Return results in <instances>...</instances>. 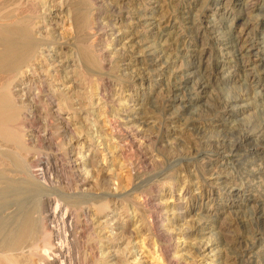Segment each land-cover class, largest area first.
Instances as JSON below:
<instances>
[{"label": "rangeland", "instance_id": "1", "mask_svg": "<svg viewBox=\"0 0 264 264\" xmlns=\"http://www.w3.org/2000/svg\"><path fill=\"white\" fill-rule=\"evenodd\" d=\"M112 1H0L2 7H0V19L4 21L0 22V30H9V36L14 38L12 41L8 34H6L7 39L0 34V39H2V41L0 40L1 51H3L4 45L12 44L20 51L18 54L20 57L17 56L18 59H23L25 53L21 50L23 41L22 39L19 40L21 37L18 22L25 23V27L32 30L36 37L50 42L48 44L47 42L43 43V46L39 48L43 56L38 60V65L44 66L39 71L41 76L40 74L34 75L31 81L24 78V83L16 80L8 86L11 77L10 80L7 79L8 77L4 79L5 75L1 76L0 73L1 93L8 92L10 94L17 90L23 91L21 95L27 93V95L21 96L23 98L22 105L19 104L21 101L19 102L16 97L14 100H7L8 102L3 104L5 107L15 108V113L18 114L24 109V115L22 120L17 118L7 122L8 125L6 124L4 129L1 128L2 124H0V228L3 229V231L0 230V249L6 247L4 244L8 242L10 237L13 236L15 239L22 235L21 249L18 253L25 256L24 264H30L31 259H36L39 255L46 256L44 243L50 234L53 242H55V231L51 230L50 226L56 224L46 223L43 220L46 213H44L45 207L43 208L41 202L42 198L47 195V191L38 183L35 176L37 177L42 169L41 164L46 162L48 168L52 169L50 173L53 174L48 181L50 185L52 184L51 193L61 195L66 192L75 193L81 177L75 167L76 163L73 162L75 158L72 152H74L73 150L77 151L76 154L81 158L84 156L85 150L91 149L96 151L95 164L98 166L96 169H103V174H95V176L98 175V181L93 186L92 193L96 196L103 194V198L98 196L100 199H104L109 190L117 192L119 195L130 194L131 196L127 197L126 200H117L119 204L115 206L112 203V207L105 210L101 215L97 209L92 211L93 214H96L95 216L99 215L94 219L96 222L99 217L111 216L112 209L116 207L113 212L117 214L118 221L127 224V231L130 234L129 236L126 233L122 239L115 240L120 245V253L125 252V250L128 254L133 252L137 260L141 258L142 263L140 264H167L164 255L168 254L171 249L181 247L182 244L184 246L186 243L179 244L176 238L170 237L157 240L150 235V233L156 234V230L152 228V230L148 228L149 231H140L142 224L147 223L146 220H148L149 215L152 214L153 217L163 215L150 204L148 199L154 194L169 192L172 189V185L175 183L173 181H177V178L174 177V179L172 176L174 170L178 169L179 175L182 174L181 178L179 177L181 182L194 183L200 181L199 183H202L208 179L207 174L212 172V168L217 169V172L227 169L228 172H232L231 174L237 177V181H239L237 184H244V198L238 199L241 202L238 203L237 208L229 209L233 207V202L222 195L224 186L219 188L216 184L208 183L205 180L207 183L204 182L206 185L203 183L200 191L211 192L212 194L217 192L220 195L213 196L212 202L203 205L200 201L188 202L185 205L187 208L184 207L183 210L176 211L177 208L172 207V211L175 212L173 221L178 225V229H182V225L186 227L188 223L190 224L187 228L199 224L198 227L203 229L198 235L194 232L191 234L188 239L191 244L215 239L218 245H212V249H217L218 255L224 257H221L223 262L219 260L220 262L216 261V264H226L227 262L229 264H264V243L252 249L254 234H264V174L261 176L263 178L260 177L259 180L252 177L251 174L248 177L250 171L257 170L264 165V0H221L227 6L225 16L227 20L221 18V12L216 14L211 10L215 8L214 4L218 0H117V3ZM111 4L115 6L114 9L110 7ZM51 8L62 12L53 17L49 13ZM92 14L97 16L100 14L101 18L112 16L115 21L121 22L126 31L122 38H124L123 41L127 39L130 42L126 46L128 47L127 51L129 48L131 51L129 49L124 57L112 61L111 65L97 61V57L94 56V54L97 55L95 49L90 48L92 42L99 41L101 34L107 32L106 27L102 28L98 25L96 30L92 29L89 23ZM101 21H99L100 24L105 22L103 19ZM8 23L9 25H7ZM106 45L107 42H102L101 47ZM101 47L96 49L100 50ZM248 49L250 50L247 53ZM46 50L51 52H46ZM51 53L53 55L58 53L57 60L64 62L63 70H66V63L75 64V66L67 69L69 76H71L70 80H63L67 72L57 73V75L55 74L56 77L53 76L54 74L46 62L48 58L52 59ZM116 67L119 69L123 67V71L118 72ZM191 72L193 74L189 75ZM50 75L51 77H49ZM54 78H59L58 80L61 82L57 87L51 85ZM3 80L7 81L4 82ZM2 83L3 85H1ZM58 89L66 95L68 94L66 97L68 99L70 97L69 102L63 101L55 93ZM53 95L54 97H52ZM129 96L135 98L130 99ZM124 99H130L136 103L139 101L138 104H141V107H133L132 104L119 107V102ZM104 106L113 112L123 108L127 115L134 112L135 115L133 116L136 117L138 124L146 121L148 125L145 126L148 129L147 147L141 154L137 153L138 157L134 153L136 152L134 149L131 150L130 146L124 145L123 155H117L116 137L119 136L120 132L115 129L112 133L114 137L111 136L109 129L103 126L104 123L99 119L96 120L93 116L94 114L99 115L100 112L97 114V111H103ZM18 107L22 109L16 110ZM71 109H75V112H72ZM76 109H81L82 113L77 112ZM28 119L30 122L27 121ZM28 122L30 125L27 124ZM66 122L70 123L73 135L65 132L64 124ZM72 123L75 125L73 126ZM98 125L103 128V132L99 134L100 139L97 137L99 135L95 133V126ZM14 130L16 133L13 132L9 138L6 134ZM72 137L76 142L71 145ZM58 138L61 139L60 142ZM45 139L48 141L44 142ZM113 139L116 140L113 141ZM76 148L78 149L76 150ZM146 154L154 158L153 160L157 163L154 161V165L142 164ZM201 157H205L206 161L201 160ZM221 157L224 159L222 160ZM194 158L197 166L194 171L196 175L193 176L189 171L194 168L192 165L186 168V161ZM67 159L69 160L67 161ZM208 159H211L210 167L205 165L208 163ZM223 161L226 162L225 165L222 163ZM135 162L139 163L136 164ZM131 165L132 167H130ZM137 168L139 169L138 175L136 174ZM27 169H31V174L34 173L35 175L32 174L34 178L26 182L23 178L27 174ZM60 173L62 174L60 175ZM82 173L81 175H84V171ZM165 174L166 176H164ZM105 176H109L111 184L102 180ZM193 177L195 181H193ZM126 185L127 187H125ZM227 186L229 187V185ZM134 188L139 190L141 188V190L132 193ZM139 203H146L148 208L138 210ZM217 207L218 209L223 208L224 213L219 212ZM72 216L78 224L76 231L79 232L82 228L84 229H82L81 235L76 232V237L74 236L72 242L76 263L106 264L99 262V252L103 250V247L100 246L103 243L97 241L99 229H96L95 222L92 224L91 221L84 222L82 218H78L79 211L77 213L73 211ZM167 217L170 218L171 216L167 215ZM28 223L29 225H27ZM87 225L90 230L86 228ZM109 230L108 228L104 229L100 235L106 237L109 234L106 231ZM22 231L24 234H21ZM84 231L85 233H83ZM214 234H217V237H213ZM87 239L89 240L87 241ZM93 245L95 249H92ZM85 248L88 250L87 252H85ZM191 250L189 251L190 256L193 257L194 251Z\"/></svg>", "mask_w": 264, "mask_h": 264}, {"label": "bare ground", "instance_id": "2", "mask_svg": "<svg viewBox=\"0 0 264 264\" xmlns=\"http://www.w3.org/2000/svg\"><path fill=\"white\" fill-rule=\"evenodd\" d=\"M1 1V0H0ZM102 2V1H101ZM106 2V1H105ZM113 3H117V0H113L112 1ZM1 3V2H0ZM104 3V2H103ZM3 6V5H2ZM117 6V5H116ZM215 8L214 9H211L213 10V13H218V12H221L222 14H220L221 18H225L226 16V4L225 2L221 1V0H218L215 4H214ZM1 7V6H0ZM110 7L112 9H114V5L111 4ZM2 8V7H1ZM211 8V7H210ZM6 9V8H5ZM14 9V8H13ZM1 10V9H0ZM29 10V9H28ZM24 11V10H23ZM30 12V11H29ZM59 12H62L60 10H57V9H54V8H51L50 10V14L54 16H57L59 14ZM2 14V13H1ZM29 15V14H28ZM31 15V14H30ZM100 15V14H99ZM97 16V15H91L90 16V19H89V23H90V26L92 27L93 30H96V27L97 25L98 26H102L103 27H106L107 28V32L106 33H102L101 34V37L98 39L99 41H94L91 43V46L90 48L91 49H95L94 51L96 52L97 55L94 54V56L97 57V61H99L100 63H108L111 65L112 61L114 60H117V59H121L122 57H124L125 54H127V44L130 43L129 41H123L124 38H122V36L124 35V33L126 32L124 30V28L122 27V24L121 22H118V21H115L114 18L111 16V17H107V18H101V15L100 16ZM106 16V15H105ZM20 17V16H19ZM23 17V15H22ZM21 17V18H22ZM88 17V16H87ZM20 18V19H21ZM27 18V17H26ZM101 18V19H100ZM18 19V18H17ZM19 19V20H20ZM23 19V18H22ZM104 20L105 22L104 23H99V21L101 20ZM227 20V18H225ZM25 20V19H24ZM32 20V19H31ZM3 20L0 19V22H2ZM16 21V20H15ZM77 21V20H76ZM75 21V22H76ZM4 22V21H3ZM17 22V21H16ZM26 22V21H25ZM74 22V21H73ZM103 22V21H101ZM164 22V21H163ZM7 23V22H6ZM20 26L19 27V34H20V39H22V43L21 46H23V48L21 49L22 52L25 53L23 59L21 60L18 59V54H20L19 50L17 48H15L12 44H6L4 45L3 47V51L0 52V73H1V76L2 75H5L4 76V79L5 77L7 79H11V82H9L8 80V86L11 85V83H14V81L18 80V81H21L24 83V78L25 80H33V77L34 75H37V74H40L41 76V73H39V71H41V69L44 67H42V64L41 65H38V60L41 59V56H43V54L41 53V51L39 50V48L41 46H43V43H50L49 41H45V40H42L38 37L35 36V34L33 33L32 30H29L27 29L25 26V23L21 24L20 22H18ZM159 23V22H158ZM5 25V24H4ZM9 25V23L7 24ZM14 25V24H13ZM152 25V24H151ZM158 25V24H157ZM6 26V25H5ZM76 26V25H75ZM79 26V25H77ZM88 26V25H87ZM124 26V25H123ZM8 27V26H7ZM28 27V26H27ZM129 27V26H127ZM126 27V28H127ZM89 28V27H87ZM99 28V27H98ZM8 30V28H7ZM34 30V28H33ZM92 30V32H94ZM9 31V30H8ZM8 31H2L0 30V34L4 35V37L6 38V34H8V36L10 35V33ZM14 34V33H13ZM18 34V33H17ZM34 34V35H33ZM82 35V34H81ZM84 35V34H83ZM12 36V34H11ZM15 36V35H14ZM10 37V36H9ZM8 37V38H9ZM16 37V36H15ZM90 37V36H89ZM1 38V37H0ZM3 38V37H2ZM12 38V41L14 40L13 36L10 37V39ZM122 38V39H121ZM129 38V37H128ZM7 39V38H6ZM5 39V40H6ZM8 39V40H10ZM83 39V38H82ZM90 39V38H88ZM2 41V39H0ZM17 40V39H16ZM70 41V40H69ZM86 41V40H85ZM165 41V40H164ZM167 41V40H166ZM8 42H11V41H8ZM7 42V43H8ZM52 42V41H51ZM102 42H107V45L105 47H101L102 45ZM15 43H18V42H15ZM2 44V43H1ZM19 44V43H18ZM77 44V43H76ZM133 46V45H131ZM243 46V45H242ZM55 47V46H54ZM101 47L100 50L96 49V48H99ZM138 47V46H137ZM236 48V47H235ZM246 49V48H245ZM62 50V49H61ZM89 50V49H87ZM157 50V49H156ZM164 50V48H163ZM166 50V49H165ZM250 49L247 50V53L249 52ZM131 51V49H130ZM150 51V49H149ZM167 51V50H166ZM43 52V51H42ZM46 52H51L50 50H46ZM66 52V51H65ZM89 52V51H88ZM91 52V51H90ZM136 52V51H135ZM202 52V51H201ZM240 52V51H239ZM73 53V52H72ZM71 53V54H72ZM94 53V52H93ZM132 53V52H131ZM137 53V52H136ZM135 53V54H136ZM164 53V51H163ZM167 53V52H166ZM245 52V54H247ZM52 54V53H51ZM58 54V53H57ZM57 54H52L51 58H48V60H46V62H48V66H50V69H51V72H53L52 74H54L53 76L56 77L57 73H63V72H67V75H65L63 77V80L67 81V80H70L71 76H69V71H67V69H69L68 67H71V66H75L74 65H71L70 63H66L67 66H65L66 70H63V65H64V62H61L59 60H57V58L59 56H57ZM130 54V53H129ZM138 54V53H137ZM154 54V53H153ZM156 54V53H155ZM158 54H161V53H158ZM167 55V54H166ZM18 56V57H17ZM22 56V55H21ZM45 56V55H44ZM162 56V55H161ZM160 56V57H161ZM172 56V55H171ZM46 57V56H45ZM130 57H131V54H130ZM156 57V56H155ZM43 58V57H42ZM55 58V59H53ZM89 58V56H88ZM95 58V57H94ZM126 58V57H125ZM129 58V57H128ZM165 58V57H164ZM44 59V58H43ZM46 59V58H45ZM153 61V60H152ZM44 62V61H42ZM74 62V61H73ZM71 62V63H73ZM120 62V60H119ZM154 62V61H153ZM157 62V61H156ZM155 62V63H156ZM160 62V61H159ZM116 63L118 64V62L116 61ZM121 63V62H120ZM65 64V65H66ZM155 66V65H154ZM194 67V66H193ZM41 68V69H40ZM109 68V67H108ZM159 68V67H158ZM85 69V68H84ZM112 69V68H111ZM44 70V69H43ZM116 70H118V72H121L123 71V67H121L120 69L118 67H116ZM155 70V69H154ZM145 71V70H144ZM153 71V70H152ZM152 71H149V72H152ZM88 72V71H87ZM158 72V71H157ZM27 73H29L28 75H26ZM50 73V71H49ZM12 74H14V76H12ZM56 74V75H55ZM75 74V73H74ZM139 74V73H138ZM188 74V73H187ZM193 73H189V75H192ZM24 75V76H23ZM47 75V74H46ZM59 75V74H58ZM39 76V75H38ZM91 76V75H90ZM89 76V77H90ZM48 77V76H47ZM51 77V75L49 76ZM48 77V78H49ZM58 77V76H57ZM136 77H139V76H136ZM190 78V77H189ZM2 79V77H1ZM37 79V78H36ZM51 79V78H50ZM59 79V78H58ZM54 78L53 79V83H51L52 86H59L61 84V82ZM74 79V78H73ZM139 79V78H138ZM175 79V78H174ZM45 80V79H43ZM1 81V80H0ZM4 81V80H3ZM7 80H5L4 82H6ZM37 81V80H36ZM3 82V83H4ZM185 82V81H184ZM1 83V82H0ZM3 83L1 85H3ZM68 83V82H67ZM6 84V83H5ZM4 84V85H5ZM28 84V83H27ZM41 84V83H40ZM45 84V83H44ZM64 84V83H63ZM35 85V84H34ZM7 86V85H6ZM45 86V85H44ZM26 87V86H25ZM38 87V86H37ZM184 87V86H183ZM16 88V87H14ZM29 88V87H28ZM33 88V87H32ZM102 88V87H101ZM0 89H1V86H0ZM3 89H6V87ZM11 89V88H10ZM26 89V88H25ZM45 89V88H44ZM57 89V88H56ZM68 89V88H67ZM17 90V89H16ZM24 90V88H23ZM50 90V89H49ZM64 90V89H63ZM73 90V89H72ZM78 90V89H77ZM180 90V88H179ZM62 91V90H61ZM58 90L55 91V93L60 96L62 98L63 101H66V102H69L70 100V97L69 99L66 97L67 95L65 93H63V91L61 92ZM65 91V90H64ZM23 92L22 90H17L15 91V93H1L0 92V124H2V129L5 128L7 122L9 123L10 121H14V119H20L22 120V117L24 115V109L21 110L19 107L16 109V110H21L19 111V114L15 113V108L13 107H9V106H6L3 105L4 102H8L7 100H14V98L16 97V99H19V104L22 103V97L25 96V94L27 95V93H24L23 95H21ZM27 92V91H26ZM53 92V91H52ZM179 92V91H178ZM36 93V92H35ZM42 93V92H41ZM97 93V92H96ZM99 93V92H98ZM183 93V92H182ZM31 94V92H30ZM84 94V93H83ZM82 94V95H83ZM55 95V94H54ZM54 95L52 97H54ZM81 95V94H80ZM87 95V94H86ZM120 95V94H119ZM118 95V96H119ZM178 95V94H177ZM22 96V97H21ZM44 96V95H43ZM51 96V94H50ZM72 96V95H71ZM77 96V95H76ZM87 97V96H86ZM128 97V96H127ZM12 98V99H11ZM28 98V97H27ZM74 98V97H72ZM130 99H133L135 97L133 96H129ZM33 99V98H32ZM48 99V98H47ZM50 99V98H49ZM127 100V99H124L122 100L121 102H119V107H124V106H128V104H132L133 107H136L139 108L141 107V104H138L139 101L136 103L134 101H131V100ZM44 100V99H43ZM61 100V99H60ZM69 100V101H68ZM75 100V99H74ZM52 101V100H51ZM104 101V100H103ZM180 101V100H179ZM2 102V104H1ZM10 102V101H9ZM15 102V101H14ZM47 102V101H46ZM75 102V101H74ZM108 102V101H107ZM25 103V102H24ZM50 103V102H49ZM73 103V102H71ZM11 104H13L11 102ZM48 104V103H47ZM63 104V103H62ZM79 104V103H78ZM18 105V104H17ZM22 105V104H21ZM19 105V106H21ZM51 105V104H50ZM14 106V104H13ZM24 106V105H23ZM46 106V105H45ZM63 106V105H62ZM68 106V105H67ZM66 106V107H67ZM17 107V106H15ZM56 108V107H55ZM76 108V107H75ZM84 108V107H82ZM51 109V108H50ZM89 109V108H88ZM100 109V108H99ZM56 110V109H55ZM58 110V109H57ZM56 110V111H57ZM64 110V109H63ZM72 112H75V109H71ZM77 112H80L82 113L81 109H76ZM79 110V111H78ZM98 110V109H97ZM101 110V109H100ZM46 112V110H45ZM93 112V110H92ZM100 112L99 115L96 116V114H94L93 116H95L96 120L99 119L100 121H102L104 123L103 126H106V128L109 129L110 131V135L112 136L114 130H118L120 132L119 136L116 137V139H113L116 140V153L118 156H121L123 155V145L124 146H130L131 150L134 149L136 152L134 153H140L147 147L146 146V141H147V138H148V134H147V127L145 128V126H148L146 121H143L142 123L138 124V121L136 120V117H134L133 115H135L134 112H132L130 115L125 112V109L122 108V110L120 111H115L113 112L110 111L108 108H106L104 106L103 108V111H97V114ZM26 113H27V110H26ZM68 113V112H67ZM79 113V115H80ZM84 113V112H83ZM90 113V112H89ZM112 113H116V114H112ZM16 114V116H15ZM28 115V114H27ZM26 115V116H27ZM56 115V114H55ZM54 115V116H55ZM58 115V114H57ZM85 115V114H84ZM65 116V115H64ZM32 117V116H31ZM57 117V116H56ZM30 118V117H29ZM63 118V117H62ZM65 118V117H64ZM31 119V118H30ZM67 119V118H66ZM98 120V121H99ZM29 121V119L27 120ZM26 121V122H27ZM33 121V119H32ZM142 121V120H141ZM30 122V121H29ZM29 122L27 124H29ZM73 122V121H72ZM83 122V120H82ZM12 123V122H11ZM22 123V122H21ZM20 123V124H21ZM62 123V122H61ZM100 123V122H99ZM14 124V122H13ZM70 123L69 122H66L64 124V127H65V132L68 133V134H72V128L70 127L69 125ZM73 124V123H72ZM83 124V123H82ZM146 124V125H145ZM8 125V124H7ZM30 125V124H29ZM75 124H73L74 126ZM85 125V124H84ZM12 126V125H11ZM16 126V125H15ZM19 126V125H18ZM22 126V125H21ZM61 126V125H60ZM63 126V125H62ZM76 127V126H75ZM74 127V128H75ZM83 127V126H82ZM96 129H95V133H97V135L101 134L103 132V128H101L100 125L98 126H95ZM8 128V127H7ZM16 130L17 127H15ZM14 128V129H15ZM23 128V126L21 127ZM77 129V128H76ZM12 130V129H11ZM19 130H20V127H19ZM63 130V128H62ZM88 130V129H87ZM105 130V129H104ZM8 131V130H7ZM52 131V130H51ZM117 131V132H118ZM13 132L14 131H10L9 134H6L9 138L13 135ZM50 132V131H49ZM56 132V131H55ZM89 132V131H88ZM116 132V131H115ZM116 132V133H117ZM3 133V132H2ZM16 133V132H15ZM14 133V135L16 136V134ZM20 133V132H19ZM24 133V131H23ZM53 133V131L51 132ZM63 133V132H62ZM90 133V132H89ZM79 134V133H78ZM3 135V134H2ZM19 135V134H17ZM24 135V134H23ZM45 135V134H44ZM49 135V134H48ZM47 135V136H48ZM71 135H69L71 137ZM91 135V134H90ZM4 136V135H3ZM67 136V135H65ZM81 136V135H80ZM168 136V135H167ZM79 137V136H78ZM77 137V138H78ZM98 139H100V135L97 136ZM114 137V135H113ZM154 137V136H153ZM4 138V137H3ZM7 137H5L6 139ZM42 138V137H41ZM64 138V137H63ZM69 138V137H68ZM73 139H71L72 141H70L71 145L72 143L76 142V140H74V137H72ZM92 138V137H91ZM19 139V138H18ZM56 139V138H55ZM82 139V138H81ZM80 139V140H81ZM85 139H86V136H85ZM153 139V138H151ZM7 140V139H6ZM14 140V138H13ZM25 140V139H24ZM28 140H31V139H28ZM51 140V139H50ZM53 140V139H52ZM51 140V141H52ZM59 140V138H58ZM61 140V139H60ZM59 140V142H60ZM95 140V139H94ZM17 141V140H16ZM23 141V140H22ZM48 140L45 139L44 142H47ZM57 141V140H56ZM18 142V141H17ZM34 142V140H33ZM82 142V141H81ZM95 142V141H94ZM22 143V142H21ZM20 143V144H21ZM31 143V142H29ZM37 143V142H36ZM41 143V142H40ZM56 143V142H55ZM54 143V144H55ZM87 143V142H86ZM96 143V142H95ZM94 143V144H95ZM24 144V143H23ZM28 144V143H27ZM42 144V143H41ZM59 144V143H58ZM160 144V143H159ZM174 144V143H173ZM37 146V144H35ZM57 145V144H56ZM85 145V144H84ZM115 145V144H114ZM41 146V145H40ZM52 146V145H51ZM111 146V145H110ZM160 146V145H159ZM90 147V146H89ZM114 147V146H113ZM32 148V147H31ZM64 148V147H63ZM80 149V146L78 147ZM76 148V150L78 149ZM94 148V147H93ZM129 148V149H130ZM82 149V148H81ZM171 149V148H170ZM66 150V149H65ZM74 152L73 153V157L75 158L73 162H75V167L77 169V172L80 173V181L77 186V192H66L64 193L63 195L61 194H58V193H51V189H52V184L50 185V177L51 175H53L51 172V170L48 168V163H44V164H41V167L42 169L39 171V173L37 174V177L35 176V179H37L38 183L41 184V186H43V188L45 189V191H47V195L44 196V198H42V206L43 208L45 209V212L46 215L45 217L43 218V215H42V218L44 220V222H49L50 224L52 223H55L56 225H52V227L50 226L51 230H54L55 231V237H54V240L55 242H53V238L50 234V236H48V240L44 243L45 244V250L44 252L46 253L44 255H39L36 259H31L30 261V264H78L76 263V259L74 258V254H73V239H74V236L77 234V233H81L83 230L81 229L79 232L76 231V222L75 220L73 219V211H79V216L78 218H82V220L84 222L86 221H91L92 224H94L93 222L95 217H98L99 215L103 214L105 212V210H108L110 209L112 206L111 204L113 203V206L119 204V202H117V200H126L127 197L130 196V194H124V195H119L117 194V192H112L109 190L108 193L105 194V197L104 199H100L99 197L102 196L103 198V194L101 196H96V194H93L92 193V188H94L93 186H95V184L97 183L98 181V175L95 176V174H103V169L99 168V169H96L98 166L95 164L96 163V151L95 150H91L89 149L88 151H84V156L79 158L78 155L76 154L77 151L73 150ZM113 151V150H112ZM148 151V150H146ZM149 152V151H148ZM182 152V151H181ZM194 152V151H193ZM82 153V152H81ZM114 153V152H113ZM151 153V152H149ZM83 154V153H82ZM189 154V153H188ZM196 154V153H195ZM198 154V152H197ZM54 155V154H53ZM147 155V154H146ZM150 155V154H149ZM157 155V154H156ZM115 156V155H114ZM131 156V155H130ZM133 156V155H132ZM148 156V155H147ZM145 156L144 159H143V163H146L147 165H154V161L153 160L154 158L150 157V156ZM110 157V156H109ZM112 157H113V154H112ZM134 157V156H133ZM137 157H138V154H137ZM136 157V158H137ZM187 157V156H186ZM114 158V157H113ZM131 158V157H130ZM210 158V157H209ZM216 158V157H215ZM60 159V158H59ZM62 159V158H61ZM111 159V158H110ZM115 159V158H114ZM138 159V158H137ZM221 159L223 160L224 158L221 157ZM69 159H67L68 161ZM139 160V159H138ZM158 160V159H157ZM201 160H205V157H201ZM63 161V160H62ZM99 161V160H98ZM137 161V160H136ZM206 161V160H205ZM120 162V160H119ZM140 162V161H139ZM138 162V163H139ZM169 162V161H168ZM208 163L205 164L206 166H211V159H208L207 161ZM132 163V162H131ZM136 163V162H135ZM136 163V164H138ZM155 163H157V161H155ZM187 165H186V168H189L191 165L192 167L194 168L193 170L189 171L190 174H192L193 176L196 175L195 174V170H196V166L195 163L197 164L196 162V159H187L186 161ZM206 163V162H205ZM223 164L226 163V162H222ZM69 164V163H68ZM141 164V165H142ZM158 165V164H157ZM225 165V164H224ZM102 166V165H101ZM104 166V165H103ZM137 166V165H136ZM161 166V165H160ZM222 166V165H221ZM119 167V166H118ZM132 167V165L130 166ZM149 167V166H148ZM175 167V166H174ZM234 167V166H233ZM81 168H83L81 170ZM103 168V167H102ZM122 168V166H121ZM120 168V169H121ZM135 168V167H133ZM154 168V167H153ZM79 169V170H78ZM113 169V168H112ZM143 169V167H142ZM147 169V168H146ZM185 169V168H184ZM183 169V170H184ZM216 169V168H215ZM28 170V169H27ZM31 169H29L27 171V174H25V178L24 181L27 182V180H32V178H34L32 176V173L31 174ZM136 170V169H135ZM149 170V169H148ZM153 170V169H152ZM155 170V169H154ZM204 170V169H203ZM209 170V169H208ZM217 170V169H216ZM216 170H214L213 168L211 169L212 172H209L208 175V179L206 181L211 182L212 184H216L217 186H219V188H221L222 186H224L223 188V191H222V195L225 196V198H229L232 200L233 202V207L229 208L230 210H232L233 208H237L238 207V203L241 202L239 201L238 199H241V198H244L243 196V193L245 192V189H244V184H237L239 183V181H237V177H235V175L233 176L230 172L227 171V169H224L223 171L221 172H217ZM84 171V175H81L83 174L82 172ZM118 171V170H117ZM133 171V170H132ZM143 171V170H142ZM57 172V171H56ZM192 172V173H191ZM119 173V172H118ZM55 174V173H54ZM62 173H60L61 175ZM76 174V173H75ZM134 174V173H133ZM136 174L138 175L139 174V169L137 168L136 170ZM185 174V173H184ZM189 174V175H190ZM198 174V173H197ZM205 174V173H204ZM252 175V177H256L257 180L260 179V177L264 174V165L263 167H260L258 168L257 170H252L249 172L248 174V177L249 175ZM35 175V174H34ZM71 175V174H70ZM163 175V174H162ZM182 175V174H181ZM179 175V171L178 169L177 170H174L173 173H172V176L173 178L176 177L177 178V181H173L175 182L172 186V189L169 191V192H164V193H161V194H158V195H155L151 198L148 199V201L150 202L151 205H153L156 209H158V211L162 212L163 215H160L159 217H153L152 214L148 216V214H146L148 216V220H146L147 223L145 224H142V228H141V232L144 231V230H147L149 231L148 228H152L153 230H156V234L155 233H150L151 237H155L157 240L159 238H163V237H170V238H176L177 241L179 242V244L181 243H186L181 245V247H177V248H174V249H171L169 251L168 254L164 255L165 256V259L167 261V264H216V261H219L221 260V257L222 255H218V252H216V250L212 249V245H218L217 241L215 239H208L207 242L203 241L202 242H197L196 244H191L189 242V238L191 236V234L194 232L195 234H199L203 231V229L201 227H198L199 224L195 227H189L187 228L188 223L189 221L187 220V226L185 227L184 225L182 229H178L177 228V224L173 221V217L175 215V212L172 211V207H176V211L178 210H183L185 205L189 202V203H193V202H197V201H200L201 205L203 204H206V203H209V202H212L213 201V196L215 195H220V193L217 194L214 193L212 194L211 192H203V191H200V188L203 186V183L206 182L205 180L202 182V183H199V182H194V183H185L184 182H181L179 181V177L181 176ZM188 175V174H187ZM224 175V176H222ZM238 175V174H237ZM75 176V175H74ZM79 176V175H78ZM84 176V177H82ZM103 176V175H102ZM166 176V174L164 175ZM168 176V175H167ZM24 177V176H23ZM55 177V175H54ZM142 177V176H140ZM188 177V176H187ZM71 178V177H70ZM103 178V177H102ZM101 178V179H102ZM164 178V177H162ZM166 178V177H165ZM181 178V177H180ZM194 178V177H193ZM263 178V177H261ZM137 179V178H136ZM135 179V180H136ZM175 179V178H174ZM192 179V177H191ZM255 179V180H256ZM77 180V179H76ZM102 180H105L107 181L106 183L107 184H111V179L109 178V176H105V178H103ZM167 180V179H166ZM185 180V179H184ZM249 180V179H248ZM263 180V179H262ZM34 181V180H33ZM65 181V180H64ZM137 181V180H136ZM135 181V182H136ZM159 181V180H158ZM162 181V180H161ZM164 181V180H163ZM179 181V182H178ZM195 181V178L194 180ZM246 181V180H245ZM253 181V180H252ZM59 182V180H58ZM61 182V181H60ZM66 182V181H65ZM76 182V181H75ZM172 182V181H171ZM188 182V181H187ZM244 182V181H243ZM248 182V181H247ZM250 182V181H249ZM248 182V183H249ZM53 184L55 182H52ZM161 183V182H160ZM207 183V182H206ZM18 184V183H17ZM22 184V183H21ZM37 184V183H36ZM56 184V183H55ZM60 184V183H59ZM62 184V183H61ZM140 184V183H139ZM205 184V183H204ZM259 184V183H257ZM125 185V184H124ZM157 185V184H156ZM163 185V184H162ZM206 185V184H205ZM229 185V187L227 186ZM260 185V184H259ZM16 186V185H15ZM227 186V187H226ZM64 187V186H63ZM127 187V185L125 186ZM129 187V186H128ZM170 187V186H169ZM209 187V186H207ZM133 188V187H132ZM137 188V187H136ZM134 188L132 193L134 192H139L141 190L139 189H136ZM213 188V187H212ZM248 188V186H247ZM37 189V187H36ZM210 189V188H209ZM254 189V188H253ZM131 190V189H130ZM129 190V191H130ZM168 190V189H167ZM222 190V189H221ZM199 191V192H198ZM205 191V190H204ZM212 191V190H211ZM250 191V190H249ZM40 192V191H39ZM43 192V191H41ZM145 192V191H144ZM198 192V193H196ZM44 193V192H43ZM139 194V193H138ZM132 195H136V194H132ZM144 195V194H143ZM221 195V196H222ZM142 196V195H141ZM131 197V196H130ZM133 197V196H132ZM139 199V198H138ZM141 199V198H140ZM143 199V198H142ZM146 199V198H145ZM218 199V198H217ZM132 201V200H131ZM141 202V201H140ZM146 202V201H145ZM136 203V202H135ZM147 203V202H146ZM146 203H139L138 204V210L140 208H143L145 209L147 207ZM38 205V204H37ZM1 206V205H0ZM40 206V205H39ZM192 206V205H191ZM153 207V209H154ZM189 207V206H188ZM10 208V206H9ZM136 208V207H135ZM148 208V207H147ZM187 207H185L186 209ZM12 209V208H11ZM43 209V210H44ZM76 209V210H74ZM93 209H97L98 212H99V215L98 216H95L96 214H93ZM116 209L113 208L112 209V215L111 216H105L104 218H100L99 217V220H97L95 222L96 224V229L98 230L99 229V237H96L98 238L97 241L99 242H102L103 245L100 246V247H103L102 251L99 252L100 253V261L101 263H106V264H140L142 263L139 260H137V258L134 257V253L133 252H130L128 254V252L125 250V252L123 253H120L119 252V243H117L116 241L119 240V239H122L123 237H125V234L127 233L129 236V232L127 231V224L125 222H122V221H118V218H117V214L115 212H113L114 210ZM134 209V208H133ZM152 209V210H153ZM218 209V207H217ZM4 210V209H3ZM42 210V209H41ZM149 210V209H148ZM219 212L221 213H224L223 208L222 209H218ZM7 211V210H6ZM146 211V210H145ZM144 211V212H145ZM151 211V210H150ZM42 212V211H41ZM142 212V211H141ZM183 212V211H182ZM235 212V211H234ZM39 215H40V212H38ZM153 213V212H152ZM184 213V212H183ZM182 213V214H183ZM145 214V213H144ZM143 214V215H144ZM178 214V213H177ZM7 215H8V212H7ZM105 215V214H104ZM154 215V214H153ZM167 215H170L171 217H167ZM141 216V215H140ZM187 216V215H186ZM145 217V216H144ZM179 217V216H178ZM210 217V216H209ZM262 217V216H261ZM40 218V217H39ZM133 218V217H132ZM140 219V218H139ZM185 219V218H184ZM200 219V218H199ZM8 220V219H7ZM38 220V219H37ZM120 220V219H119ZM142 220V219H141ZM179 220V219H178ZM9 221V220H8ZM80 221V220H79ZM129 221V220H128ZM199 221V220H198ZM39 222V220H38ZM135 222V221H134ZM141 222V221H140ZM40 223V222H39ZM45 223V224H46ZM82 223V221H81ZM138 223V222H137ZM181 223V222H180ZM264 223V222H263ZM29 225V223L27 224ZM47 225V224H46ZM49 225V224H48ZM89 225V224H88ZM87 225V229H89V225ZM139 225V224H138ZM185 225H186V222H185ZM4 226V225H3ZM83 226V225H82ZM192 226V225H191ZM264 226V225H263ZM2 227V225H1ZM24 228V227H22ZM42 228V227H41ZM45 228V227H44ZM81 228V227H80ZM85 228V229H86ZM110 229L109 231H106L108 232L109 234L106 235V237H103L101 236V231H103L104 229ZM179 228H180V225H179ZM43 229V228H42ZM41 229V230H42ZM95 229V228H94ZM151 229V230H152ZM211 229H213V227H211ZM1 231H3V229L0 228ZM49 230V229H48ZM90 230V229H89ZM209 230V229H208ZM0 231V232H1ZM20 231V230H19ZM18 231V232H19ZM88 231V230H87ZM95 231V230H94ZM209 231H212V230H209ZM24 231L21 232V234L23 233ZM77 232V233H76ZM90 232V231H89ZM92 232V231H91ZM263 232V231H262ZM85 233V231L83 232ZM93 233V232H92ZM91 233V234H92ZM144 233V232H143ZM212 233V232H210ZM8 234V233H7ZM12 234V233H10ZM20 234V233H19ZM24 234V233H23ZM90 234V235H91ZM101 234V235H100ZM104 234V233H103ZM141 234V233H140ZM147 234V233H146ZM3 235V234H2ZM13 235V234H12ZM48 235V233H47ZM81 235V234H80ZM84 235V234H83ZM98 235V233L96 234V236ZM105 235V234H104ZM217 234H214L212 235L213 237L216 236ZM219 235V234H218ZM22 236V235H21ZM21 236L17 237V238H12L10 237L8 242L4 245H6V247L4 246L2 249H0V264H24V260H25V256L22 254V253H18L19 250L21 249L20 248V242H21ZM92 236V235H91ZM15 237V235H14ZM76 237V236H75ZM194 237V236H193ZM217 237V236H216ZM222 237V236H221ZM8 238V237H7ZM85 238V237H84ZM154 238V239H155ZM23 239V237H22ZM81 239V238H80ZM128 239V238H127ZM130 239V238H129ZM144 239V238H143ZM164 239V238H163ZM167 239V238H165ZM192 239V238H191ZM197 239V238H196ZM200 239V238H198ZM251 239V238H250ZM253 239H254V243L252 244V249L255 248V247H259L260 245H262L264 243V234H254L253 236ZM82 240V239H81ZM89 239H87L88 241ZM116 240V241H115ZM147 240V239H146ZM156 240V241H157ZM160 240V239H159ZM162 240V239H161ZM240 240V239H239ZM93 241V240H92ZM123 241V240H122ZM125 241V240H124ZM127 241V240H126ZM192 241V240H190ZM75 242V241H74ZM88 243V242H86ZM151 243V242H150ZM168 243V242H167ZM194 243V242H193ZM90 244V243H88ZM96 244V243H94ZM82 245V244H81ZM220 245V244H219ZM2 246V245H1ZM150 246V245H149ZM148 246V247H149ZM161 246V245H160ZM95 246L93 245L92 249H95L94 248ZM126 247V246H125ZM151 247V246H150ZM155 247V246H153ZM165 247V246H164ZM163 247V248H164ZM98 248V247H97ZM169 248V247H168ZM214 248V247H213ZM216 248V247H215ZM218 248V246H217ZM86 249V248H85ZM88 249V247H87ZM86 249L85 252H87L88 250ZM91 249V251H93ZM157 249V248H156ZM170 249V248H169ZM168 249V250H169ZM193 249V250H191ZM219 249V248H218ZM150 250V249H149ZM164 250V249H163ZM167 250V249H166ZM167 250V251H168ZM194 251L193 252V257L190 256V252L189 251ZM90 251V250H89ZM90 251V252H91ZM95 251V250H94ZM152 251V250H151ZM155 251V250H154ZM160 251V250H159ZM158 251V252H159ZM22 252V251H21ZM43 252V251H42ZM41 252V253H42ZM96 252V251H95ZM163 252V251H162ZM189 252V253H188ZM40 253V252H39ZM78 253V252H77ZM138 253V252H137ZM150 253V252H149ZM192 253V252H191ZM17 254V255H16ZM20 254V255H19ZM34 254V253H33ZM89 254V253H87ZM94 254V252H93ZM92 254V255H93ZM122 254V255H121ZM79 255V254H77ZM86 255V254H85ZM29 256H30V253H29ZM76 256V255H75ZM79 257V256H78ZM98 257V256H97ZM141 257V256H140ZM220 257V258H219ZM77 258V257H76ZM224 258V257H222ZM78 259V258H77ZM82 259V257H81ZM91 259V258H90ZM158 259V258H157ZM154 260V259H153ZM155 261V260H154ZM159 261V260H158ZM222 261V260H221ZM230 261V260H228ZM92 262V261H90ZM220 262V261H219ZM223 262V261H222ZM226 262V261H225ZM228 263V262H227ZM226 263V264H227ZM89 264V263H88ZM99 264V263H98ZM165 264V263H164ZM219 264V263H218ZM224 264V263H223ZM229 264V263H228ZM231 264V263H230Z\"/></svg>", "mask_w": 264, "mask_h": 264}]
</instances>
